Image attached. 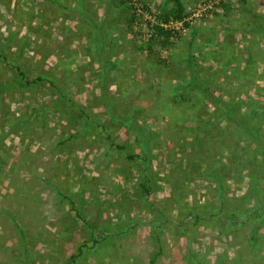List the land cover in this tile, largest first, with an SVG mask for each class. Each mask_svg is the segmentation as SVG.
<instances>
[{
    "label": "rangeland",
    "instance_id": "obj_1",
    "mask_svg": "<svg viewBox=\"0 0 264 264\" xmlns=\"http://www.w3.org/2000/svg\"><path fill=\"white\" fill-rule=\"evenodd\" d=\"M53 1L0 0V263L264 264V226L254 244L223 223L257 207L254 179L264 196V149L211 102L264 115V0H181L187 28L150 51L127 6ZM88 15L116 20L114 41ZM15 65L44 79L22 89Z\"/></svg>",
    "mask_w": 264,
    "mask_h": 264
},
{
    "label": "trees",
    "instance_id": "obj_2",
    "mask_svg": "<svg viewBox=\"0 0 264 264\" xmlns=\"http://www.w3.org/2000/svg\"><path fill=\"white\" fill-rule=\"evenodd\" d=\"M172 4L170 5L169 8H163L160 12H158L157 14H155L157 20L162 23H165L169 20H184V18H186L188 16V13L185 9L184 4L181 2V0H171ZM224 1V0H223ZM221 1L220 3L224 4V2ZM136 2H140L141 5H143V8L148 9L147 5H145V1L142 0H136ZM112 7H114L115 9L120 8L121 6H127L129 9V13L126 16V30L127 31H131L132 30V25L134 23L135 20H137L138 18H140L138 15H136L135 13V5H134V1L131 0H109L108 2ZM225 6V4H224ZM256 17H258L260 20H264V15H262L261 13H259L258 15H256ZM187 24V23H186ZM154 34L149 37V39L146 41V49L147 50H151L154 46L162 49L165 48L169 45L172 44L173 39H171V34L169 31L165 30L162 26H160L159 24L154 26ZM253 32L254 34H264V22L263 21H259L257 24H254L253 27ZM96 47L98 46L97 44L95 45ZM2 59L9 64H14L13 62L15 61L14 58H10V57H2ZM15 69H16V73L18 75L19 81H17L16 85H18V87H22L23 88H27L29 86L35 85L37 84L39 81H42L44 79V75H36L35 77H31L28 76L24 71H22V69H20L18 67V65H15ZM15 85V86H16ZM6 87V85H4ZM2 87V88H5ZM206 88H203L202 91H205ZM58 93H60V91H58ZM109 103V101H107ZM214 104L215 107V112L219 114V116L223 117L222 119L225 122H234L235 127L237 129V131L243 135L244 138H248L250 139L252 142H254L258 148H262L264 149V136H262L261 131L262 129V122H260V119L264 120V115L257 113L256 112H251L249 111L246 107H244L243 102L240 104L238 101L237 102H225L222 99H218L216 100L213 99L211 101ZM244 108V109H243ZM252 108V107H251ZM243 115H242V114ZM77 135V134H76ZM128 158H132V156H129ZM133 159V158H132ZM221 181H218L217 184L221 185ZM249 187L251 189V197H256L258 198V200L260 201L259 204L257 205V207L254 208H243L242 213L239 214L240 211H232V213H228V215L230 217H225L223 223L228 224L229 227H233V225L236 224H247L249 227V231H250V237L252 238V240H254V244H256V242L259 240L260 237V231L261 228L264 226V196L261 195V191L258 187V182L256 181V179H254V181H252L249 184ZM139 188H140V192H141V197L144 201V203H146V205H148L150 208L153 207V205L150 202V196L153 190V187L150 186V179L149 176H143V179L140 180L139 183ZM248 196V195H245ZM223 201V200H222ZM71 204H73V202H71ZM222 210H223V205H221ZM243 216H247L245 217L246 219H242ZM232 217L234 219H232ZM198 219L200 217H197ZM242 219V220H240ZM253 220V221H252ZM130 225L129 223H125L122 227V229H130L129 228ZM156 229H153V231H155ZM123 231V230H122ZM121 231V232H122ZM155 233V232H154ZM156 234H154L155 236ZM187 245L186 247L189 249V254L188 256H190V254L192 253L191 250V235L190 233L187 231ZM94 235L91 234V238ZM95 238H93L92 240H94ZM84 245H81L78 249H77V255L73 254L70 257V260L73 258H77L80 255H82L84 253ZM160 251V250H159ZM159 254V253H158ZM151 264L153 263L152 261L150 262ZM1 264V263H0ZM67 264H70L69 262Z\"/></svg>",
    "mask_w": 264,
    "mask_h": 264
},
{
    "label": "built area",
    "instance_id": "obj_3",
    "mask_svg": "<svg viewBox=\"0 0 264 264\" xmlns=\"http://www.w3.org/2000/svg\"><path fill=\"white\" fill-rule=\"evenodd\" d=\"M134 1L135 5V13L138 15L140 18L134 21L132 25V32L131 33H136L139 32V36H141L145 41L149 39L154 34V26L159 24L162 26L165 30L169 31L171 34V39H174L177 34L183 32L187 27H186V22H187V17L184 18V20H169L165 23H162L157 20L155 14H153L150 10L148 11L147 9L143 8V5L140 4V2H136V0H131ZM213 2L212 4H220L221 1L223 0H210ZM210 4L212 7L213 5ZM138 36V37H139Z\"/></svg>",
    "mask_w": 264,
    "mask_h": 264
},
{
    "label": "crops",
    "instance_id": "obj_4",
    "mask_svg": "<svg viewBox=\"0 0 264 264\" xmlns=\"http://www.w3.org/2000/svg\"><path fill=\"white\" fill-rule=\"evenodd\" d=\"M46 1L52 2L53 0H46ZM83 1L86 3L85 0H83ZM52 3H57V2L53 1ZM71 5L74 6L73 7L74 10H77L76 9V6H75V5H77V2L76 1H75L74 5L73 4H71ZM58 6H59V9L62 10V11H69L70 10V7H71V6H69V3H64L61 0H58ZM109 6H110V4H109ZM73 8H71V9H73ZM107 8H109L108 7V4H107ZM111 9L113 11H115V10H118L119 8L118 9H115L114 7L111 6ZM79 12L82 13V10H79ZM81 17H83V15H81ZM84 18H85V21L88 22V23H90V20L93 19L92 17H91L92 19L91 18L89 19V15L87 17H84ZM94 20H92V21L94 22V24L97 27V30L95 31L96 34L99 35V36H101L103 41H109V42L110 41H114L113 31H114V25L116 24V20H114L113 18L110 21H109V19H100L99 20L98 17H95ZM93 36L95 37V35H93ZM54 40L55 39H53V41ZM94 41H95V39H94ZM94 44L95 45L96 44L99 45L100 42L97 41ZM95 48L97 49L96 50L97 53L100 54V48H101V46H97V47L95 46Z\"/></svg>",
    "mask_w": 264,
    "mask_h": 264
}]
</instances>
